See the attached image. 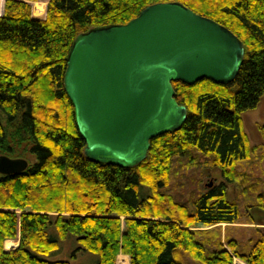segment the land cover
<instances>
[{"label": "trees", "instance_id": "1", "mask_svg": "<svg viewBox=\"0 0 264 264\" xmlns=\"http://www.w3.org/2000/svg\"><path fill=\"white\" fill-rule=\"evenodd\" d=\"M32 1L4 0L0 14V154L27 161L22 171L0 173V264H70L48 257L67 237L76 242L74 259L82 250L95 254L88 264H115L119 253L129 264H187V256L201 264H231L234 256L264 264L261 237L242 252L234 239L226 248L218 235H206L240 215L226 190L251 149L242 113L264 97V0H177L236 34L243 59L230 82L173 80L184 121L153 137L145 158L129 165L84 152L64 89L66 60L79 34L169 0H47L44 18L32 15ZM191 149L209 156L224 179L208 183L190 208L161 187L174 156ZM258 208L264 223V202ZM16 237L17 246L4 247Z\"/></svg>", "mask_w": 264, "mask_h": 264}, {"label": "water", "instance_id": "2", "mask_svg": "<svg viewBox=\"0 0 264 264\" xmlns=\"http://www.w3.org/2000/svg\"><path fill=\"white\" fill-rule=\"evenodd\" d=\"M243 53L228 27L177 0L148 4L125 23L79 34L63 83L84 152L117 165L143 160L153 137L184 121L186 108L171 82H230ZM26 166L22 157L0 154L2 174Z\"/></svg>", "mask_w": 264, "mask_h": 264}, {"label": "rangeland", "instance_id": "3", "mask_svg": "<svg viewBox=\"0 0 264 264\" xmlns=\"http://www.w3.org/2000/svg\"><path fill=\"white\" fill-rule=\"evenodd\" d=\"M4 0H0V14L2 13ZM47 0H38V3L31 2V12L36 18H44ZM242 124L247 133L250 145V153L246 159L235 163L237 174L234 180L227 184V197L237 202L239 207V218L233 223H220L216 226V231L207 233L210 237L218 235L222 244L226 246L227 239L237 241V246L242 252L258 238H264V226L259 225L263 212L258 208L264 202V97L258 103L242 113ZM169 183L161 189L170 192L177 200L183 201L192 207L193 199L198 195L209 182H218L224 179L219 168L212 166L209 156L191 149L187 153L176 155L173 158ZM262 196V200L259 199ZM260 203L258 206L254 204ZM253 205V206H252ZM251 216L253 218L251 219ZM201 228H208L201 224ZM9 240L12 245L6 246ZM18 244V237L7 238L3 245L5 248H13ZM60 248L48 257H56L67 260L74 264L75 260L88 264L94 260L95 254L86 251H78L76 259L70 254L75 253L76 242L73 238H66L60 242ZM127 259L129 255L119 253L115 264H119L122 258ZM187 264H201L194 259L186 257ZM121 264V263H120ZM231 264H247L242 258L234 256Z\"/></svg>", "mask_w": 264, "mask_h": 264}, {"label": "bare ground", "instance_id": "4", "mask_svg": "<svg viewBox=\"0 0 264 264\" xmlns=\"http://www.w3.org/2000/svg\"><path fill=\"white\" fill-rule=\"evenodd\" d=\"M12 241L14 242V240H9L8 243L6 244V246L12 245Z\"/></svg>", "mask_w": 264, "mask_h": 264}, {"label": "crops", "instance_id": "5", "mask_svg": "<svg viewBox=\"0 0 264 264\" xmlns=\"http://www.w3.org/2000/svg\"><path fill=\"white\" fill-rule=\"evenodd\" d=\"M259 225H261V226H264V223H262V222H257ZM263 240H264V238H262Z\"/></svg>", "mask_w": 264, "mask_h": 264}]
</instances>
